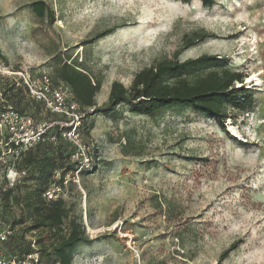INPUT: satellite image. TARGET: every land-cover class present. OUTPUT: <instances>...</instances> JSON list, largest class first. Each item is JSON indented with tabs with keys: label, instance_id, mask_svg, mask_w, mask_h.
Masks as SVG:
<instances>
[{
	"label": "rangeland",
	"instance_id": "obj_1",
	"mask_svg": "<svg viewBox=\"0 0 264 264\" xmlns=\"http://www.w3.org/2000/svg\"><path fill=\"white\" fill-rule=\"evenodd\" d=\"M32 1L0 0V52L34 74H50L51 55L71 52L101 77L96 106L113 80L128 86L136 71L174 55L225 57L254 92V109L231 111L224 130L189 109L88 115L90 161L62 192L89 239L72 264H264V0H45L52 19L35 17ZM199 29L209 36L182 47ZM12 161L26 172L19 185L35 183L34 167L0 143V190L7 171L15 175ZM16 209L0 199V219ZM11 256L0 240V261Z\"/></svg>",
	"mask_w": 264,
	"mask_h": 264
},
{
	"label": "trees",
	"instance_id": "obj_2",
	"mask_svg": "<svg viewBox=\"0 0 264 264\" xmlns=\"http://www.w3.org/2000/svg\"><path fill=\"white\" fill-rule=\"evenodd\" d=\"M180 1L185 3L189 0ZM201 2L210 6L214 0ZM28 6L35 17H54L51 5L45 0H33ZM208 36L209 33L203 29L186 34L182 47ZM77 59L72 57L71 52L51 55L49 76L54 82L64 83L73 101L83 110L80 126L82 141L88 134L85 123L88 115L117 113L124 107L133 115L150 118L170 110L189 109L213 118L222 130L225 129V120L233 118L231 111L243 114L254 109V92L243 84L247 74L233 69L228 59L215 54H201L185 60H179L175 55L159 58L136 71L128 86L113 80L107 100L101 106H96L95 101L102 84L101 77L89 70L85 60L78 62ZM6 100L11 109L46 122L47 128L43 139L26 149L10 144L11 151L21 156L19 163L34 167L36 177L31 185L26 183L27 180L19 185L21 178L26 176L24 174L18 181L7 183V187L0 190L2 207L12 204L17 207L14 213L9 211L0 219L3 225L10 223V229H7L10 233L1 241L7 253H17V257L11 258H22L36 251L45 264H72L78 246L89 242L80 216L71 214V208L62 195L55 199L44 196L52 183L63 186L64 175L70 174L72 178L78 168V162L71 159L73 145L60 136L62 127L57 122L63 119L47 111L41 101L24 94L13 84L8 87ZM84 143L87 144L86 141ZM127 148L126 144L121 147L124 155H130ZM16 163L12 161L9 164L15 167ZM85 168H81L78 174L86 172ZM56 173L59 177L55 176ZM16 223L22 224V229H15ZM28 230L35 231L31 233L35 238L26 239L24 232Z\"/></svg>",
	"mask_w": 264,
	"mask_h": 264
},
{
	"label": "built area",
	"instance_id": "obj_3",
	"mask_svg": "<svg viewBox=\"0 0 264 264\" xmlns=\"http://www.w3.org/2000/svg\"><path fill=\"white\" fill-rule=\"evenodd\" d=\"M11 84L14 87L21 88L24 94L41 101L47 111L63 119L61 122H57L62 127L60 136L69 141L74 147L71 159L78 162V168L74 171L72 178L78 176L79 170L86 166V162L90 161V157L88 146L80 136V126L84 112L73 101L69 88L62 82H54L46 72L34 74L28 69L13 67L0 52V143L7 150H11V143L22 149L30 147L43 139V134L47 128L46 122L11 109L6 100L8 87ZM11 167L13 165L7 170H13L15 175L12 179H9L7 171L6 177L10 180V183H13L25 174V170H15ZM55 176L59 177V173H56ZM69 176L70 174L64 175L63 186L52 183L44 192V196L47 199H55L62 195L64 183ZM9 233V230L0 232V240H4ZM32 246L34 247V245ZM0 264L45 263L41 260L38 252L34 251L25 254L22 258L13 257L4 262L0 261Z\"/></svg>",
	"mask_w": 264,
	"mask_h": 264
},
{
	"label": "crops",
	"instance_id": "obj_4",
	"mask_svg": "<svg viewBox=\"0 0 264 264\" xmlns=\"http://www.w3.org/2000/svg\"><path fill=\"white\" fill-rule=\"evenodd\" d=\"M3 54V53H2Z\"/></svg>",
	"mask_w": 264,
	"mask_h": 264
}]
</instances>
